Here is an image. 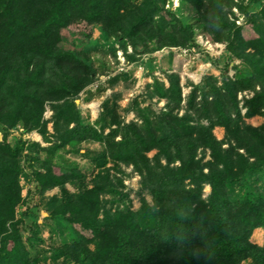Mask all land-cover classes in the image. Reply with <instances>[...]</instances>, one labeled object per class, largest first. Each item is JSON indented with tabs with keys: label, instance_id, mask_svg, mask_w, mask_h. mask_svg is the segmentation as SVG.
I'll use <instances>...</instances> for the list:
<instances>
[{
	"label": "trees",
	"instance_id": "1",
	"mask_svg": "<svg viewBox=\"0 0 264 264\" xmlns=\"http://www.w3.org/2000/svg\"><path fill=\"white\" fill-rule=\"evenodd\" d=\"M125 2L0 0L2 129L21 124L24 132L36 130L45 142L52 138L50 148L30 144L49 156L73 142L95 140L106 146L98 159L91 160L98 169L91 188L76 196L64 193L60 201L51 199L50 217H61L73 233L61 254L73 264H241L247 260L264 264V245L249 241L253 230L264 228V187L254 189L248 183L253 174L264 175V120L257 128L243 123L253 116L264 118V6L247 23L252 36L241 39L240 28L223 12L228 0H189L201 11V29L215 41H225L249 74L239 72L236 82L221 87L207 84L205 92L191 86L181 115L178 78L169 76L165 110L153 113L147 107L137 113L139 123H127L102 136L80 123L73 99L91 82L92 73L87 64L60 48V30L101 24L105 32L129 39L132 46L134 39H157L161 46L170 47L185 46L193 39L192 26L170 12L151 3L128 8ZM157 11L161 26L153 19ZM165 25L168 31L162 30ZM244 90L252 95L239 107L236 94ZM45 102L52 111L51 134L42 119ZM215 127L224 129V140L213 136ZM117 135L120 139L115 141ZM30 147L10 146L6 132L0 141V264H35L15 219V207L24 201L21 158L38 195L83 176L73 169L56 172L50 160H43L39 169L33 167L31 162L38 158ZM152 150L157 151L153 164L146 157ZM198 150L208 152L204 166L196 158ZM107 158L132 166L151 193L152 205L142 201L134 212L100 213L99 196L109 181L107 171H102ZM174 162L179 166L170 167ZM203 184L209 186L205 199Z\"/></svg>",
	"mask_w": 264,
	"mask_h": 264
},
{
	"label": "rangeland",
	"instance_id": "2",
	"mask_svg": "<svg viewBox=\"0 0 264 264\" xmlns=\"http://www.w3.org/2000/svg\"><path fill=\"white\" fill-rule=\"evenodd\" d=\"M128 8L147 6L150 3L160 10L168 11L182 24L191 25L193 39L185 46H161L157 39L139 41L134 39V45L127 38H119V34H109L101 24H93L90 28H68L60 30V48L71 52L77 59L87 64L92 73L91 82L73 99L79 114L81 124L92 126L102 136L130 122L139 123L137 113L146 112L147 107L154 113L165 110L167 99L164 98L168 87L169 76L178 78L181 89L182 103L178 114L184 113L186 96L191 86H196L205 92L207 84L221 87L223 83L236 82L239 72L249 74L248 67L236 58L227 48L225 41H215L211 35L201 29V11L191 5L189 0H126ZM205 3V2H204ZM264 6V0H228L223 8L226 18L240 28L242 39L252 36L247 23L251 15L259 13ZM158 11L153 19L156 26L163 23ZM162 30H169L164 26ZM250 51V50H248ZM258 89V87H255ZM252 95V91H238L236 94L239 107L242 100ZM244 110L241 109L243 115ZM52 111L50 103L43 105L42 119L47 122L48 134L52 133ZM264 118L253 116L243 123L254 128L259 127ZM205 124V122H203ZM6 132V141L11 146L25 143H38L42 148H50L53 141L45 139L36 131L24 132L21 124L6 130L0 126V141ZM213 136L222 141L225 131L221 127L212 130ZM37 135V136H35ZM48 138V136H47ZM120 139L117 135L114 140ZM224 147H226L224 145ZM24 148L22 154H26ZM106 150L104 142L85 140L73 142L62 148L53 150L52 155L43 151L37 152L33 147L30 151L36 154L38 161L31 162L39 169L43 160L55 164V171L77 170L83 176L66 182L62 188L55 187L38 195L34 191V183L24 158L20 160L22 174L19 178L23 203L15 207V219L18 229L30 259L35 264H73L69 256L61 254L64 245L72 242L71 226L61 217H50L54 201L61 200L64 193L76 196L84 189L92 187V180L98 169L91 162L98 159ZM31 153V154H32ZM157 151L146 154L150 163L155 161ZM196 158L204 166L209 161L208 152L198 150ZM102 171H107L109 181L106 189L100 194V213L108 210L110 213L129 209L136 211L141 202L152 205V196L144 186L141 176L131 165L117 163L107 158ZM160 163L165 164L160 158ZM174 162L170 167H177ZM206 172L205 169H203ZM254 189L264 187V175L253 174L248 181ZM188 185V181L185 182ZM202 199L209 194V186L203 184ZM75 228V226H72ZM249 241L259 246L264 245V228L252 231ZM241 264H251L249 260Z\"/></svg>",
	"mask_w": 264,
	"mask_h": 264
},
{
	"label": "crops",
	"instance_id": "3",
	"mask_svg": "<svg viewBox=\"0 0 264 264\" xmlns=\"http://www.w3.org/2000/svg\"><path fill=\"white\" fill-rule=\"evenodd\" d=\"M35 136H37V135H35ZM47 143V142H46Z\"/></svg>",
	"mask_w": 264,
	"mask_h": 264
}]
</instances>
